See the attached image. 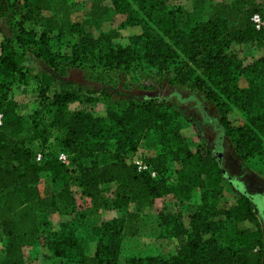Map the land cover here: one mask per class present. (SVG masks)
I'll return each mask as SVG.
<instances>
[{"label": "trees", "instance_id": "obj_1", "mask_svg": "<svg viewBox=\"0 0 264 264\" xmlns=\"http://www.w3.org/2000/svg\"><path fill=\"white\" fill-rule=\"evenodd\" d=\"M178 1L89 0L86 7L74 0H0V229L8 240L2 264H27L24 247L34 245L68 264H264V228L255 210L260 202L225 175L213 153L190 147L182 132L188 119L180 111L126 92L153 83L200 92L217 109L237 155L262 154L264 61L244 65L239 47L249 41L264 47V29L252 21L255 13L264 19V0L218 2L209 11L205 0H195L200 5L186 17ZM112 12L125 19L106 32ZM130 26L143 31L118 42L120 30ZM63 44L69 52L56 50ZM71 70L101 87L67 83ZM16 82L37 91L30 128L11 96ZM97 102L104 116L96 114ZM232 106L244 115L239 126L228 117ZM54 132L60 133L57 148L49 147ZM145 139L159 150L144 160L150 169L139 170L126 158ZM61 151L69 153V165L59 160ZM44 174L53 182L70 176L98 209L128 211L89 228L76 211L71 184L47 194ZM227 188L234 193L231 204ZM195 193L196 209L186 214L182 208ZM166 196L175 205L160 211V234L176 242L174 253L123 263L124 238L139 235L143 213ZM48 210L70 217L46 229Z\"/></svg>", "mask_w": 264, "mask_h": 264}, {"label": "rangeland", "instance_id": "obj_2", "mask_svg": "<svg viewBox=\"0 0 264 264\" xmlns=\"http://www.w3.org/2000/svg\"><path fill=\"white\" fill-rule=\"evenodd\" d=\"M86 7L89 6V0H74ZM233 0H205V10L209 11L213 4L218 2H230ZM178 5L184 11V17L195 11V7L200 5L195 0H179ZM125 19L124 15H116L112 12L103 25V30L108 32L111 28H119V23ZM141 26L126 27L120 30L118 42L126 43L129 36L141 33ZM67 43V40L64 41ZM62 49L64 52H69L65 44L57 46L56 50ZM243 64L246 66L264 61V47L258 45L254 41H249L243 47H239ZM28 63L42 66L34 57H28ZM66 82L75 83L85 86L87 89H99L98 82L86 78L83 71L71 70L67 73ZM241 85L245 88L249 86V82L245 77H242ZM75 86V85H72ZM119 90H126L122 86ZM126 92L133 95L139 100H147L157 98L160 101H166L175 109L180 111L188 119L185 123L182 132L188 140L190 147L195 150H201L204 153L211 152L219 163V166L227 177L231 180L239 182L258 202L260 205L255 206L261 224L264 228V142L262 145V154H257L254 157L244 160L238 156L232 140L226 134L225 128L220 121V116L215 106L208 102L204 95L200 92H195L187 88L174 86L170 84L162 85L153 83L147 87L133 86L128 87ZM11 96L18 101L19 112L24 116L27 126H31V115L39 108V99L35 86L26 85L16 82L11 89ZM90 106V105H89ZM88 106V107H89ZM74 109L78 104H73ZM94 107V106H93ZM96 114L104 116L106 114L105 106L100 103L95 104ZM228 117L235 126H239L244 122L242 111L232 106ZM60 133L54 132L50 138L49 147L57 148V139ZM36 146L38 144L35 143ZM159 147L155 140L145 139L141 143L136 153L129 155L126 160L128 162L144 161L145 158L153 156L158 152ZM72 176V175H71ZM59 180V181H58ZM57 181H51L48 174L43 175L41 187L47 194H52L61 189L62 184L69 182L76 196L77 205L76 211L85 216V222L89 228L102 224L103 221L114 217H123L127 213V209L119 210H104L94 207L90 199L82 195L81 189L73 183L70 176L61 175ZM115 185L107 187L105 194L110 195ZM225 201L231 204L235 201L234 193L230 188L225 192ZM198 193H195L192 201L183 206L184 213H192L196 209L198 201ZM194 204V205H192ZM174 201L171 196H166L156 200L152 208L146 210L142 215L141 233L137 236H126L122 242L121 261L125 263L133 256H151L157 255L160 257H169L174 253L176 242L168 238L161 237V227L159 225V213L167 207L170 209L174 206ZM131 209V208H130ZM129 209V210H130ZM68 215L60 214L58 211L48 210L46 215H43V228L57 229L63 220H66ZM47 223V224H44ZM188 223V219H186ZM8 240L0 229V264H2L6 253ZM95 249V244L90 245ZM24 252L27 258V264H68L60 258H48L43 255L39 245L25 246Z\"/></svg>", "mask_w": 264, "mask_h": 264}, {"label": "built area", "instance_id": "obj_3", "mask_svg": "<svg viewBox=\"0 0 264 264\" xmlns=\"http://www.w3.org/2000/svg\"><path fill=\"white\" fill-rule=\"evenodd\" d=\"M252 21H253V24L255 25L256 29H258V30L264 29V19L262 18V16L259 13H255L252 16ZM2 117H3V115L0 113V124L2 123ZM41 159H42V153H39L37 155V160H41ZM59 160L61 162H63L64 164L69 165L70 161H71V157H70L69 153H67L65 151H61L59 153ZM136 163L138 164L139 170H149L150 169L149 166L146 163H144V161H137ZM152 175L156 176V172L153 171Z\"/></svg>", "mask_w": 264, "mask_h": 264}, {"label": "crops", "instance_id": "obj_4", "mask_svg": "<svg viewBox=\"0 0 264 264\" xmlns=\"http://www.w3.org/2000/svg\"><path fill=\"white\" fill-rule=\"evenodd\" d=\"M120 260H121V255H120Z\"/></svg>", "mask_w": 264, "mask_h": 264}]
</instances>
